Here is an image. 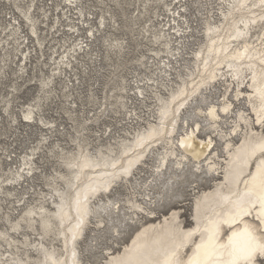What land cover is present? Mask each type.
<instances>
[{"label": "bare ground", "instance_id": "1", "mask_svg": "<svg viewBox=\"0 0 264 264\" xmlns=\"http://www.w3.org/2000/svg\"><path fill=\"white\" fill-rule=\"evenodd\" d=\"M16 1L13 3L28 23L30 35L41 46L45 37L40 39L39 27L45 24L51 30L55 26L45 23L48 10L44 5L33 7L34 0L26 7ZM80 2L55 4H64L61 10L68 21L66 36L76 33V24L67 13L71 10L83 16ZM136 2L142 9L132 14V22L148 14L157 18L153 23L148 16L137 33L141 41L136 45L140 51L137 62L148 73L132 74L134 81L122 75L121 84H117V66L113 65L111 94L98 102L97 111L73 118V131L81 135L87 130L85 124L106 112L117 115L122 109L123 133L117 130L114 135L105 129L83 137L69 136L75 145L71 149L52 143L47 153L58 160L49 174L43 172L38 155L39 145L47 142L49 132L18 158L17 165L9 169L12 177L0 182V197H14L9 202L11 208L3 212L8 225L0 229V239L5 243H0V264H84L79 240L88 228H105L109 217L113 218L114 239L102 252L106 255L102 264H260L264 258V0H219L216 11L207 3H192L199 24L186 16L187 0ZM160 6L166 13L159 12ZM37 10H41L43 20L35 14ZM109 19L112 28L118 29L113 14ZM105 20L101 14L98 26L103 27ZM58 31L47 36L51 34L53 39ZM98 31L90 26L88 36ZM22 32L15 16L7 25H0L2 55L8 56L5 49L11 44L1 37L3 33L12 37V49L20 54L18 76L24 72L31 52ZM102 37L115 54L126 49L130 52L125 39ZM81 40L76 34L74 42L61 45V55L49 57L53 67L39 80L42 90L54 83L56 75L71 68L80 51L87 48ZM189 45L196 47L191 56H185ZM3 56L0 61L6 65ZM70 82L66 77L63 88ZM217 84L223 89L221 99L214 103L207 96H212ZM133 96L140 98L147 117L136 112ZM1 101L6 104L9 99L2 97ZM41 101L37 96L22 110V116L25 122L40 123L49 131L50 126L41 118ZM201 101L206 102L205 108ZM187 110L206 122L196 119L189 125ZM65 112L70 116L68 109ZM229 115H233L230 121ZM5 155L7 160L10 155ZM188 169L192 173L187 174ZM141 172L147 177H141ZM36 174L48 191L32 190V200H25L23 194L33 189L30 181ZM204 183L209 186L201 188ZM24 184L27 189L17 191ZM117 184L126 191L125 210H121V200L111 194ZM181 185H185V194ZM195 188L199 190L189 203L191 223L185 225L182 213L187 202L181 201L186 198H177L191 196ZM165 205L170 206L169 211L156 218V208ZM138 214L150 220L142 223ZM123 216L141 224L130 241L114 250Z\"/></svg>", "mask_w": 264, "mask_h": 264}, {"label": "rangeland", "instance_id": "2", "mask_svg": "<svg viewBox=\"0 0 264 264\" xmlns=\"http://www.w3.org/2000/svg\"><path fill=\"white\" fill-rule=\"evenodd\" d=\"M61 1L63 0H34L33 7L44 5L45 10H48V16L45 23L47 22L49 25H55L51 30L45 24L39 27V37L40 39H44L45 37V39L41 40L42 45L38 46L34 37L30 35L28 23L23 20L21 13L13 3V0H0V25H7L8 20L13 16L19 18L21 30L23 31L22 35L27 37V46H29L31 51L30 60L27 61L24 72L21 76H18L19 74L17 75L15 72L17 70V64L20 63L18 60L20 54L12 49L15 45L12 37H5L4 33L1 34V37L8 38V42L11 44L5 49L8 52L7 57H4L2 55L3 51H0V58L3 56L4 59H7L6 65H3V62L0 61V182L5 177H12L9 169L17 165L18 158L24 153L29 152L30 148L36 146L41 140L42 134H46V132H49L47 134L48 140L46 143L39 145L40 151L38 154L41 155V161L43 162L42 170L46 174L52 173V168L56 166L58 160L56 157L50 156V153H47V147H50L52 143H59L66 148L71 149L74 148L75 145L74 143L69 142V136L83 137L89 135L90 131L99 133L105 129H107V133L111 131L112 134L117 135V133L115 134V131L118 130L119 133L122 134L123 132H121L120 129L125 122V120H122V117L124 116L122 109H120V113L117 115L111 112H106V114L100 116L97 121L85 124L84 126L87 127L88 131H81V135L73 131L75 125L73 118L81 115L82 112L85 116L97 111L99 106L98 102H103V97H108L111 94L113 89L112 82L110 81V78L112 77L110 76V73L113 70V65L117 66L114 77L117 84H121L120 77L122 75H126L130 80L132 79V74L148 73V71L137 62L140 51L136 45L141 42L137 33L148 16H151L153 23L157 22V18L153 17L152 14H148L146 17L139 16L134 19V22H132V14L135 15L138 10L142 9V6L138 5L136 0H118V5L114 4L112 0H80V7H82L83 16L75 14V11L72 12L71 10L67 13L68 16L72 17V21L76 24V33L73 35L69 34L68 36L65 35V33L68 32V27L65 25L68 21L65 17H62L63 11L61 10L64 4L61 3L58 7L55 5L57 2L60 3ZM187 1L189 6L186 16L191 19L192 23L194 21L195 24L200 23L199 14L192 3H207L209 6H212L215 11L219 6V0ZM16 3L21 4L23 7L30 4L29 0H17ZM158 8L160 13H166L161 6ZM67 9L68 8H65L64 12ZM35 14L40 17V20H43L41 10H37ZM101 14L106 18L103 27L98 26ZM110 14L114 15V18L118 23V29L112 28L113 23L109 19ZM57 16L60 18L58 23L56 22ZM163 17L164 15L162 14L160 18ZM90 26L94 31L98 29L99 33L97 32L95 36L89 37L87 30ZM56 29H60V31L55 34L53 39L51 38V34L47 36V33H53ZM131 30L133 31V34L130 32ZM76 34L81 36L83 40L81 41L84 43L83 45L87 44V48L84 51H80V55L77 56L78 59L72 62L71 68L69 67L65 69V72L61 75H56L53 80L54 83L44 87L42 90V87L39 85V80L45 79L46 76L50 74V69L53 67L49 57L61 55V51H63L61 45L64 44L66 47L74 42ZM102 36H110L112 38L117 37L120 40L125 39L130 47V52L127 53L126 49L115 54L114 51H111L108 48L107 43ZM195 47L196 45H189L184 50V55L191 56L192 50ZM21 49L24 50V47ZM15 54H17L16 58H14ZM65 73L67 76H65ZM66 77L70 78L72 82L69 83L68 87L63 88V83L66 80ZM132 80L134 81L135 78ZM222 89L223 86L217 84L212 91L210 90L212 96H207V100H212L216 103L218 98L221 99L220 94ZM68 94L69 97H67L68 100H66L67 98H65L64 95ZM37 96L42 98L40 103L41 118L44 122L48 123V126H50L49 131L40 123L25 122L23 119L22 110L25 109L28 104L33 103ZM91 96L95 98V100L91 98ZM2 97L4 99H9V102H7L8 104L1 101ZM108 100L110 101L111 99L108 98ZM139 100L140 98H133V101L136 102V112H138L139 115H142V117H147L148 112L146 111V107H143L142 104L138 102ZM150 101H152V99ZM200 103L203 108L206 107V102L201 101ZM70 105L72 106L71 108ZM66 109L70 111V116L65 112ZM232 116L233 115H229L227 119L230 121ZM185 117L189 125H193V122L196 121V119L200 120L202 124L206 122L202 117L191 115V110H187ZM77 119L81 118L78 116ZM5 154L10 155L7 160H5ZM60 168L63 169V166H60ZM190 173H192V171L191 169H188L187 174ZM139 175L146 178L148 174L141 172ZM137 176L138 175H135V177ZM35 177L36 178H34L33 181H30L34 186L33 189L29 191L30 193L23 194V196L26 197L25 200H32V190L48 191L38 174H36ZM208 179H211V177L209 176ZM208 186L209 183H204L201 188ZM11 188L12 186H10V189ZM199 188H195L192 191L191 196L177 198L178 200L186 198L185 201H181L183 204L187 202L182 213V220L185 225H190L191 223V206L189 203L192 201L193 194L196 193ZM26 189V184H24L23 187L18 188L17 191L24 192ZM180 189L181 192L184 193L185 185H181ZM153 192L156 195L157 189H154ZM111 194H114L118 200H121V210H125V208L128 207L125 203L126 191L122 184H117L113 187ZM10 201H14V197H0V229L8 225L4 220L3 212L11 208L9 204ZM19 208L20 207H18V209ZM169 208L170 206L167 205L157 207L155 210L156 218L167 213ZM138 216L142 223L150 220L149 218H146L145 215L138 214ZM14 217V214L10 216L11 219ZM156 218H152L151 221H155ZM112 219L109 217V219L106 220L107 226L105 228L100 227L99 229H95V231H93L92 228H88L84 232L83 238L79 240L78 248L84 264H90L93 262L95 264H102L104 262L106 255L102 254V252H104L106 247L112 245V240L114 239V237H112L114 234H112L111 230ZM140 224V222L131 221L128 216H123L122 221L118 223L117 226L119 231V236H117L116 239L118 245L114 247V250H120L123 244L130 241V238H132L136 230L139 229ZM95 236V241H93V244H90L91 239ZM2 242L3 241L0 239V243L4 245L5 243ZM94 243H96V245H94ZM260 264H264V258L260 259Z\"/></svg>", "mask_w": 264, "mask_h": 264}]
</instances>
